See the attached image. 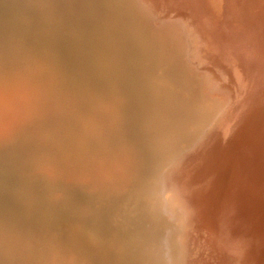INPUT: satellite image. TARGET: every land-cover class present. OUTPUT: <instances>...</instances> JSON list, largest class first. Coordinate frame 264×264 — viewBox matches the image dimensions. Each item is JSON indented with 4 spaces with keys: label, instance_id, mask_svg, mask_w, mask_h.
Instances as JSON below:
<instances>
[{
    "label": "bare ground",
    "instance_id": "1",
    "mask_svg": "<svg viewBox=\"0 0 264 264\" xmlns=\"http://www.w3.org/2000/svg\"><path fill=\"white\" fill-rule=\"evenodd\" d=\"M209 1L214 9L224 6L218 4V0ZM225 1L224 13L230 11V5L227 4L229 0ZM253 1L244 0V6H238L239 11L236 10L238 16L233 20L234 28L231 26L230 31L223 29L219 33L214 26L215 19L206 5L209 3L204 4L206 1L203 3L200 0H2L11 12L0 14V75H3L1 72H5L4 77L10 73L13 75L17 69L23 73L30 68L35 70L42 64L38 57L44 56L46 48L57 50L61 47L70 52H65V60L68 62L65 70L70 75L73 73L78 76L82 84L81 88L76 91L72 89L71 92H60L56 84V89L53 88L48 94L49 99L48 96L46 98L43 86L31 87L27 84L22 89L26 93L29 91V97L25 100L27 110L17 117V122H20L17 134L10 133L15 135V139L6 142L4 137H1L2 140L0 138V159L5 155L4 149L18 145L16 148L23 149L22 158H30L28 162L33 165L29 167L32 170V167L36 168L35 165L38 169V164L48 168L47 163L58 165L59 158L55 156L59 152H75V157H82L77 156L82 160L79 164L82 171L80 168L78 171L83 172L85 182L82 186L76 185V189H70L66 179V184H60L63 180L59 181L65 172H58L62 177H56L57 180L52 175L54 182H51L52 189L48 193H52L57 204L66 207L68 211L75 209L74 216L83 221L92 216H102L100 220L86 222L93 228H101V233L111 235V238L118 234L116 245L122 251L121 255L126 257L123 260L127 259V264H192V232L196 231L195 221L202 225L200 203L206 200L203 198L205 182L216 179L222 169H211L208 162L213 152L218 150L217 146L233 120L241 113L243 102L248 94L250 96L251 87L264 71V38L261 39L264 37V0L259 1L263 7L257 4L260 10L255 15H258L249 18L251 10L256 8L257 2ZM225 16L222 19L229 18ZM229 34L234 35L233 39H241L238 56H233L229 47L225 49L223 46L222 40L230 37ZM244 38L248 40L247 43ZM221 47L225 55L219 52L218 48ZM109 63L116 70L112 72V77L117 81L107 86L103 80L109 74L106 68ZM36 77L28 78L35 81L43 78L38 72ZM29 83L32 84V81ZM258 99L257 102L261 101L262 104L264 95ZM77 101L79 104H75ZM256 149L254 152L258 149L260 151L255 158V155L250 158L253 159L250 163H245V158H241L244 162L239 161L240 158H236L237 162L230 158L223 163L224 169L234 166L232 171H236L237 167L229 191L232 201L229 203L227 217H231L232 222L225 227L237 236L239 243L232 264H238L237 261L264 264L263 248L262 257L253 252L255 249L249 250L255 240L264 238V142ZM17 154H20L19 151ZM230 161L233 163L230 164ZM20 162L17 164L20 165ZM23 165L25 163L21 164V169ZM202 165L204 169L199 171ZM13 167L14 171L18 170ZM79 172L76 174L80 175ZM25 176H21V179L25 180ZM48 179L51 181V178ZM65 189L74 194L68 197L66 193L67 199L62 198L59 191ZM26 196L30 197L28 194ZM92 197L110 199L112 203L102 208L94 207L90 202ZM52 198L50 201L53 202ZM243 203L248 213H243ZM41 208L39 212H42ZM63 211L60 210V215ZM2 227L7 228L6 225H0V264H77L69 262L70 259L63 255L59 247L63 235L59 240L55 231L48 230L49 227L39 228L41 232L36 231L37 234L29 231L33 226L27 230L11 226L9 231H4ZM242 230L248 233L242 235ZM35 237L38 242L33 240ZM244 238H250V244L248 241L245 244Z\"/></svg>",
    "mask_w": 264,
    "mask_h": 264
},
{
    "label": "rangeland",
    "instance_id": "2",
    "mask_svg": "<svg viewBox=\"0 0 264 264\" xmlns=\"http://www.w3.org/2000/svg\"><path fill=\"white\" fill-rule=\"evenodd\" d=\"M201 2H203L204 3V1H206L204 4H206V3H209V4H206L207 5V7H208V9H209V11L211 12L210 14L213 16V18L215 19V22H214V24H216V25H214L215 27H216V29H218V32L220 33V32H222V30L224 29L226 32H228V30L230 31L232 28H231V26H233V20L234 19H236V16H238V14H237V11L236 10H238L239 11V7L238 6H244V0H238L237 2H235V0H233V1H231V0H229L228 2H227V4L228 5H232V7H228V8H230V11L228 12L227 10V12H223L224 10H225V7H226V4H225V0H218V4H221V6H223V7H220L219 6V8H213L212 6H211V3H210V1L209 0H200ZM222 1V2H221ZM253 1V0H252ZM259 1H262V0H256V8H254V9H252L251 10V12H252V14L251 13H249L250 15H248L249 16V18H250V16H257L258 14H256L255 15V12H257V11H259L260 9H259V7H258V5L257 4H260V2ZM220 2V3H219ZM254 2V1H253ZM233 3H234V6H233ZM242 3V4H241ZM237 4H239V5H237ZM211 7H209V6ZM261 5V6H260ZM259 6L260 7H263L262 6V4H260ZM237 8H236V7ZM220 8L222 9L221 10V12H220ZM212 9H214V10H212ZM236 11V12H235ZM233 12H235V13H233ZM222 13H223V15H222ZM228 15H227V14ZM235 16H234V15ZM221 15V16H220ZM226 15V16H225ZM227 17V16H229V18H227V19H222V17ZM260 16H261V13H260ZM235 17V18H234ZM222 19V20H221ZM220 21H221V23H220ZM262 21H264V20H262ZM249 23V25H251L250 24V22H248ZM222 24V26H219V25H221ZM218 26L219 27H221V28H218ZM224 27V28H223ZM233 28H234V26H233ZM237 31L238 32H241V33H243V31H241V30H239V29H237ZM228 36H230V37H226L224 40H222L223 42H224V47H225V49H226V46H227V48L231 51L230 53H232L233 54V56H238L239 54L237 53V52H239L240 51V44H241V39L240 38H235L234 37V39H233V36H231L230 34L228 35ZM245 37V36H244ZM247 37H252V36H247ZM264 37H261V39H263ZM226 39H228V40H226ZM231 40V41H230ZM244 40H245V42L247 43V39L246 38H244ZM221 41V40H220ZM219 41V42H220ZM59 43V42H58ZM230 43V44H229ZM234 43H237V45L235 44L234 45ZM227 44V45H226ZM34 45H36V44H34ZM48 44H46V46H47ZM54 45V44H53ZM38 46V45H37ZM40 46V45H39ZM45 46V47H46ZM48 47V46H47ZM47 50H45L44 52L45 53H43L44 54V56L42 55L41 56V58L43 57L44 59H41L40 58V56L38 57V60L40 61V63L42 62V64H41V66L39 67V68H37V69H33V68H30L28 71H25V73H23V71L21 70V69H17L15 72H13L14 74L12 75V73H10L11 75H6L5 77H4V75H5V72H1V73H3V75L1 74L0 75V138L1 137H4L3 139H5L6 140V142L7 141H9L10 140V142H11V139L13 138V140L15 139L14 137H15V135L13 136V134H10L11 132H13V133H16V131H18V129L20 128V126H19V124H20V122L18 123L17 121H18V116L19 115H22L23 113H25L26 111L25 110H27V107H26V105H25V100L26 99H28V97H29V91L26 93V91L25 90H22L23 88H25V86L28 84V85H30L31 87L32 86H34V87H40V88H42V86H43V88L42 89H45L46 91H44V93H46V98H47V96H48V94L49 93H51L54 89H56V84L58 85V90L61 92V90H62V92L63 91H66L67 90V92H71L72 91V89H73V91H76V89H78V88H81L80 86V84H82V81H80V79H79V77L77 76L76 77V75H73V73H72V75H70L69 74V72H68V70H65V69H67V68H65L66 67V63H68L67 62V60H65L66 59V56H65V54L66 53H70L69 51H67V50H65V49H63V48H57V50L56 49H51V50H49V48H46ZM220 51V53L222 54V55H225V51L223 50V48L221 47V48H218ZM44 50V49H43ZM49 50V51H48ZM237 50V51H236ZM53 51V52H52ZM56 51V52H55ZM233 51V52H232ZM48 52V53H47ZM50 52V53H49ZM58 52V53H57ZM61 52H63V53H61ZM66 52V53H65ZM32 53H35V51H33ZM47 53V54H46ZM53 53V54H52ZM55 53V54H54ZM228 53H229V51H228ZM57 54V55H56ZM47 55L49 56V57H47ZM51 56V57H50ZM56 57H58V59L56 58ZM49 58H51V59H49ZM53 58V59H52ZM56 58V59H55ZM62 58V59H61ZM37 59V58H36ZM49 59V60H48ZM238 59V58H237ZM45 60V61H44ZM53 60V61H52ZM58 62H57V61ZM55 61V62H54ZM65 61V62H64ZM53 62H54V64H53ZM46 63V64H45ZM52 65H51V64ZM65 63V64H64ZM260 63H262V60H261V62ZM45 64V65H44ZM56 64V65H55ZM62 64H63V66H62ZM110 64V63H109ZM105 64L107 67V71H108V75H106V77H105V79L103 80L104 81V83H105V85H113L117 80L116 79H114V77H112V76H114V75H112L113 73L112 72H116V70H115V68H114V66L112 65V64ZM54 65V66H53ZM59 66V68H58V66ZM43 66V67H42ZM46 66H48L47 67V69L45 68ZM50 66H51V68H50ZM62 67V69H61V67ZM42 67V68H41ZM54 67H56V68H54ZM53 68V69H52ZM33 69V70H32ZM50 69V70H49ZM56 69V70H55ZM64 69V70H63ZM55 70V71H54ZM60 72H59V71ZM20 71V72H19ZM45 71V72H44ZM47 71V72H46ZM67 71V72H66ZM34 72V73H33ZM37 72H38V75H42L43 76V78L41 79V80H39V81H35L34 79L33 80H31V79H29V78H37L36 76H37ZM52 72V73H51ZM56 72L58 73L57 75H58V77L56 78L55 76H57L56 75ZM7 73V72H6ZM33 73V74H32ZM45 73V74H44ZM55 73V74H54ZM64 73V74H63ZM48 74H50L49 76H48ZM54 74V75H53ZM60 74V75H59ZM17 75V76H16ZM19 75V76H18ZM28 75V76H27ZM47 75V76H46ZM65 75V76H64ZM14 76V77H13ZM26 76V77H25ZM31 76V77H30ZM52 76H54V77H52ZM62 77L63 78V80H62V78H59V77ZM70 76V77H69ZM2 77V78H1ZM29 77V78H28ZM66 77V78H65ZM73 77V79L71 80V78ZM103 77H104V75H103ZM15 78H17V79H15ZM56 78V79H55ZM59 78V79H58ZM7 79V80H6ZM76 79V80H75ZM20 80V81H19ZM22 80V81H21ZM50 80V81H49ZM60 80H61V82H60ZM67 80H68V82H67ZM31 82L32 81V84H30L29 82ZM44 81V83H42V82ZM54 81V82H53ZM59 81V82H58ZM71 81V82H70ZM100 81H101V79H100ZM107 81V82H106ZM255 81V80H254ZM47 82V83H46ZM56 82V83H55ZM71 84H70V83ZM76 82V83H75ZM102 82V81H101ZM17 83V84H16ZM53 83H55V84H53ZM58 83H60V84H58ZM36 84V85H35ZM65 84V85H64ZM67 84H69V85H67ZM4 85V86H3ZM47 85V86H46ZM60 85H63V86H60ZM74 85V86H73ZM13 86V87H12ZM66 86V87H65ZM67 86H73V87H71V88H68ZM79 86V87H78ZM45 87V88H44ZM65 88L64 90L63 89H60V88ZM49 88V89H48ZM54 88V89H53ZM5 89V90H4ZM71 89V90H70ZM108 90V89H107ZM106 91V90H105ZM109 92V91H108ZM262 94L264 95V71L263 72H261L260 74H259V77H258V80H257V82L255 83V84H253V86L251 87V93H250V96H249V94H248V97L246 98V100L243 102L244 104H243V106H242V109H241V113L239 114V116L237 117V119L236 120H233V122H232V125H231V127H229L228 129H227V133H225L224 135V137H222L221 138V140H220V142H219V144H218V146H217V148H218V150L215 152H213V155H212V157H211V159L209 160V162H208V167L209 168H213V167H221L222 169L221 170H219V175H217V178L216 179H214V180H210V179H208L205 183V186H204V188H206V190H205V193H203V198H206V200H205V202H199L200 203V214H201V221H202V225H199V224H197L196 222L197 221H195V224H196V226H195V230L196 231H193L192 233H193V240H192V242H191V250L193 251V258L191 259V263L192 264H232V262H234V260L236 259L235 258V253H234V251H235V249H236V247H237V245L239 244L238 243V239L236 238L237 236L236 235H234V234H232L229 230H227L225 227H228L230 224H231V222H232V219H231V217L228 219V217H227V214H228V210H229V203H230V201H232V200H230V195H229V191H230V187H231V185H232V179H233V173L235 172V176H236V171H237V167H236V171H232V169L234 168V166L233 167H231V166H227V168H225L224 169V166H223V163L226 161V159H230L231 158V160L233 161L234 159V161H238L237 159L238 158H240L239 159V161H243L244 160V158H245V163L246 162H249L250 163V161L251 160H253V159H250V158H252L253 157V155H255L253 158H255L257 155H258V153L257 152H259L260 150L258 149L259 148V145H262V142H264V102L261 104V101H259V103L257 102L259 99V97L260 96H262ZM50 96V95H49ZM48 96V98L47 99H49L50 97ZM19 100V101H18ZM58 101H59V99H58ZM67 102V101H66ZM68 104V103H67ZM66 104V105H67ZM75 104H79V101H77ZM69 105H70V103H69ZM68 106V105H67ZM250 108V109H249ZM67 109V108H66ZM10 114H12V115H10ZM12 116V117H11ZM14 117V119H13V121H12V123H11V119ZM16 119V120H15ZM4 123V124H3ZM10 135V136H5V135ZM17 134V133H16ZM244 134H247V135H244ZM3 135V136H2ZM259 137L258 139H260L259 141H258V139L257 138H255V137ZM8 137V138H7ZM11 137V138H10ZM246 137H248V138H246ZM262 137V138H261ZM255 138V140H254V142L252 143L251 141H253V139ZM247 139L249 140L248 141V143H247ZM1 140H2V138H1ZM257 140V141H256ZM246 142V144H249V142H250V144L248 145V147H246L247 145L245 144V142ZM4 142V141H3ZM256 142H258L259 143V145H258V143H256ZM242 143H243V145H242ZM245 144V145H244ZM252 144H254V145H252ZM257 144V145H256ZM68 145H70V144H68ZM68 145H66V147L68 146ZM250 145H252V146H250ZM18 146V145H17ZM17 146H15V145H13L12 147H10V146H8V150H6V149H4V151H3V153H5V155L4 156H1V159H0V169H2L1 171H0V178L1 177H3V178H1L0 179V193H2V195L0 194V225H2V226H5L6 225V229H5V227H2L3 229H4V231L5 230H7V231H9V230H11V229H9L11 226H18V227H22V228H24V229H26L27 230V228L28 229H31V227L33 226V228L31 229V230H29V231H31V232H34L35 234H37V232H41V231H38V229L40 228H47V227H49L48 228V230L49 231H51V230H53V231H55L54 233L55 234H57V236H58V238H59V240H61L62 239V242H60V244H59V247L61 246V249H62V251H63V255H65V256H67L66 258L67 259H70V260H68L69 262L70 261H74V262H76L77 264H104V263H108V264H111V263H114V264H123L125 261L127 262V259L124 261L123 259H125L122 255H121V253L120 252H122L121 250H120V248H118L117 247V245L116 244H118V241L117 240H115V239H117V237H118V234L117 235H114V239L113 238H111L110 236H106V235H104L103 233H101V228H93V227H91L89 224H88V222H86V221H92L93 219H98V220H100L101 218H102V216H100V215H98V216H92V217H89L87 220H85V221H83V220H80V219H78V218H76L75 216H74V213H75V209H74V211H73V209H72V211H68L69 209H66V207H62V205H59V204H57L56 203V201H54L53 199H55V197H53L52 198V193L51 194H49L48 193V191H50L51 189H52V187H51V182L53 181L54 182V179H53V176H54V178L57 180V178L58 179H60L62 176V178L59 180V181H61L62 182V180L64 181L63 183H60V184H64L65 183V179H66V182H67V185H68V187L71 189V187H72V189H76V185H77V187H79V186H82V184L85 182V180L84 179H86V178H84L83 176H82V173L83 172H81L82 170H81V168H80V163H82L81 161V159H82V157H79V155H77L79 158H81L80 160H79V158L76 156H74V155H76L75 154V152H63L62 154H61V152H59L58 154H56V158H59V159H57V160H59V162H58V165H55V164H51L50 163V165L52 166V167H50V165L47 163L46 165H48L49 166V168L48 167H45V165L44 166H41V165H39L37 162H34V163H36V164H38V169H37V165H35V167L36 168H34V167H32L33 169L32 170H30L31 168H29L30 167V165L31 166H33L32 164H29V162H28V160L30 159V158H26V157H24V158H22L23 156H22V154H23V149H19V148H16ZM31 146H35V145H31ZM243 147V149H241L242 147ZM250 146V147H249ZM257 146V147H256ZM253 147V148H252ZM29 149H30V147H28ZM34 148H36V147H34ZM42 148H44V147H42ZM258 149V151H256V152H254L255 150L254 149ZM11 149V150H10ZM13 149V150H12ZM45 149V148H44ZM239 149H240V151H239ZM252 149V151H250ZM256 149V150H257ZM6 150V151H5ZM17 150V151H16ZM248 150H249V152H248ZM12 151H14L15 153H13ZM18 151H19V153L20 154H17L18 153ZM21 151V152H20ZM242 151H244V152H242ZM8 152L10 153L9 155H8ZM240 152V154L241 155H243V157L240 155V154H238L237 155V153H239ZM251 152V153H250ZM252 152H254V154L252 153ZM67 153V154H66ZM72 155H71V154ZM244 153V154H243ZM12 154V155H11ZM60 154V156H58L57 157V155H59ZM63 154H64V156H63ZM250 154V155H249ZM257 154V155H256ZM10 158H8L7 156ZM15 155V156H14ZM65 155H67V156H65ZM70 155V156H69ZM237 155V156H236ZM249 157H248V156ZM7 158H6V157ZM10 156H12V157H10ZM13 156H14V158L16 157V159L18 160H12V158H13ZM20 156V157H19ZM25 156V155H24ZM236 156V157H235ZM248 158H247V157ZM64 158V160H63V158ZM71 157H72V159H71ZM4 158H5V160H4ZM13 158V159H14ZM18 158H20V159H18ZM234 158V159H233ZM237 158V159H236ZM241 158H243V160H241ZM22 159V160H21ZM23 159H24V161H26V162H24L23 161ZM67 159H69V160H72V162H70L69 160H67ZM75 159V160H74ZM247 159V160H246ZM248 159H250V160H248ZM8 160V161H7ZM65 160H67V161H65ZM76 160H78V162H75ZM10 161V162H9ZM14 161H16V163L14 162ZM21 161V162H20ZM34 161H36V160H34ZM64 161H65V164H64ZM243 161V162H244ZM11 162H14V163H12L11 164ZM17 162H18V164H19V162L21 163V164H23V163H25V165H23V167H22V169H21V164L20 165H18L17 164ZM23 162V163H22ZM68 162V163H67ZM231 162V161H230ZM28 163V164H27ZM62 163H63V165H62ZM76 163V164H75ZM233 162H231L230 164H232ZM235 163V162H234ZM57 164V163H56ZM60 164V165H59ZM67 164V165H66ZM75 164V165H74ZM78 164V165H77ZM207 163H205L204 165H206ZM6 165V166H5ZM10 165V166H9ZM11 165H13V166H15V170H16V168L20 171H18V170H16V171H14V167L13 166H11ZM16 165H18L17 167H16ZM27 165V166H26ZM42 165H43V163H42ZM65 165V167H63ZM74 167H73V166ZM204 165H202V167L199 169V171H201V170H203L204 169ZM54 166H56V168L54 167ZM58 166V167H57ZM60 166V167H59ZM63 168H62V167ZM76 166V167H75ZM11 167V168H10ZM41 167V168H40ZM42 167H43V169H42ZM24 168V169H23ZM39 168H40V170H39ZM54 168V169H53ZM58 168V169H57ZM72 168H74V169H72ZM76 168V169H75ZM78 168H80L79 170H81L80 172L78 171ZM10 169V170H9ZM12 169V170H11ZM48 169V170H47ZM53 171H52V170ZM55 169H57V170H55ZM63 170V172H61L62 170ZM69 169V170H68ZM226 169H227V171H226ZM8 170V171H7ZM25 170V171H24ZM33 170H34V172H33ZM39 170V171H38ZM43 170V171H42ZM54 170H55V172H54ZM59 170H61V171H59ZM72 172H71V171ZM12 171L14 172V174L12 173ZM30 171V172H29ZM36 171V172H35ZM42 171V172H41ZM46 171H48V172H46ZM73 171H74V173H73ZM75 171H77V172H75ZM8 172H10V173H8ZM27 172H29V173H27ZM46 172V174H44ZM54 172V173H53ZM58 172H60L61 174L63 173L64 174V172H65V174L64 175H62L61 176V174H59ZM66 172H68V173H66ZM70 172V173H69ZM78 172H79V174L80 175H77L78 174ZM15 173H16V175H15ZM20 173H21V176H25L26 178H25V180H24V178H23V180L21 179V176H20ZM24 173V174H23ZM27 173V174H26ZM32 173V174H31ZM34 173V174H33ZM38 173V174H37ZM50 173V174H49ZM53 173V174H52ZM56 173V174H55ZM77 173V174H76ZM17 174H19V176L17 175ZM23 174V175H22ZM28 174H31V175H29L28 176ZM70 174V175H69ZM75 176V178H74V176ZM76 174V175H75ZM34 176V178H33V176ZM41 175H43V176H41ZM44 175H46V176H44ZM53 175V176H52ZM59 175V176H58ZM47 176H48V178H51V181H50V179H48L47 178ZM52 176V177H51ZM64 176H66L69 180H67V178L66 177H64ZM70 176V177H69ZM77 176H78V178H79V181H78V178H77ZM79 176H81V178H82V183H80L81 182V178L79 177ZM20 177V178H19ZM27 177H29L28 179H27ZM57 177V178H56ZM74 178V179H72V178ZM5 178V179H4ZM31 178V180H29ZM33 178V179H32ZM35 178H36V180H35ZM84 178V179H83ZM18 179H19V181H18ZM44 179H46V180H49V181H46V180H44ZM70 179H71V181H70ZM75 179H76V181H75ZM7 182H6V181ZM75 182H74V181ZM16 181H17V183H16ZM34 181V182H33ZM43 181V184L41 183ZM70 181V182H69ZM4 182V183H3ZM24 182V184H22ZM36 182H37V184H36ZM48 182V183H47ZM75 183V184H73V183ZM76 182L78 183V184H76ZM3 183V184H2ZM16 183V184H15ZM30 183V184H29ZM5 184H6V188H4L5 187ZM20 184H22L21 186H19ZM28 184V185H27ZM66 184V183H65ZM71 186H70V185ZM7 185H8V187H7ZM19 187H17V186ZM25 185V186H24ZM30 185V186H29ZM39 186V187H38ZM46 186H47V188H46ZM27 189H25V188ZM30 187H32L31 189H30ZM37 188V189H35V188ZM41 187H42V189H41ZM2 188V189H1ZM22 188V189H21ZM35 190H34V189ZM19 189H20V191H19ZM38 189L39 190H41V191H38ZM45 189L47 190V191H45ZM24 191V193H23V191ZM30 190H32V191H30ZM33 190H34V192H36V193H34L33 192ZM43 190V191H42ZM66 190V189H65ZM65 190H63V191H59V195H63L62 196V198H64L65 199V197H66V199H67V195H68V197H71V194L73 193L74 194V192L73 191H71L70 190V192H69V190L67 189L66 191ZM15 191H16V193H15ZM22 191V192H21ZM38 191V192H37ZM14 192V193H13ZM26 192H28V193H26ZM31 192V193H30ZM43 192V193H42ZM30 193V194H29ZM40 195H39V194ZM46 193V194H45ZM63 193H68V194H63ZM8 194V195H7ZM20 194V195H19ZM30 195V197L29 196H26V195ZM35 194V195H34ZM44 194V195H43ZM75 194H77V193H75ZM22 195H23V197H22ZM38 195V196H37ZM50 195H51V197H50ZM58 195V194H57ZM58 195V196H59ZM41 196H44V197H42L41 199H40V197ZM49 196V197H48ZM53 196H55V194L53 195ZM75 196V195H74ZM77 196V195H76ZM16 199H15V198ZM21 197H22V199H21ZM24 197H25V199H24ZM37 197H39V198H37ZM27 198H29V200L27 199ZM45 198H47V200L45 199ZM51 198H52V200H53V202L52 201H50L51 200ZM56 198H57V196H56ZM36 199H38L39 201H37ZM92 199V200H91ZM90 200V202H91V204L92 205H94V207H97V206H99V207H105L106 205H110L111 203H112V200H110V199H102V198H95V197H92ZM19 200V201H18ZM23 200V201H22ZM26 200V201H25ZM28 200V201H27ZM35 200L37 201V202H35ZM25 201V202H24ZM43 201V202H42ZM44 201H46V202H48L47 204H46V202L44 203ZM200 201V200H199ZM39 202V203H38ZM41 202V203H40ZM52 202V203H51ZM54 203V204H53ZM242 203V202H241ZM41 205V207H40V205ZM52 204V205H51ZM55 204H57V205H59V206H61V207H59V206H57V205H55ZM38 205H39V207H38ZM43 205V206H42ZM45 205V206H44ZM243 205V210H244V212L243 213H248V209H247V206L245 205V203H243L242 204ZM43 207H45V208H43ZM55 207V208H54ZM39 208H41L42 210V212H39L40 210H39ZM50 208H52V209H50ZM59 208H60V210H64L63 212L64 213H62L61 215H60V210H59ZM63 208V209H62ZM43 209H45V210H43ZM36 212H34V211ZM39 210V211H38ZM54 210V211H53ZM56 210V211H55ZM59 212H58V211ZM44 211V212H43ZM50 211V212H49ZM51 211H52V213H51ZM67 211V212H66ZM54 212H56L57 214H55ZM39 213H41V214H39ZM54 213V214H53ZM68 213V214H67ZM49 214H52V215H54V216H49ZM65 214H66V216H65ZM38 215V216H37ZM41 217H40V216ZM59 215H60V217H59ZM64 215V216H63ZM67 215H70V216H67ZM73 215V216H72ZM47 216V217H46ZM62 216H63V218H62ZM43 217L45 218V219H43ZM56 217V218H55ZM71 217V218H70ZM50 218V219H49ZM64 218H66V219H64ZM57 219H59L58 221H57ZM48 220H50L49 222H48ZM54 220V221H53ZM61 220V221H60ZM63 220V221H62ZM64 220H65V222H64ZM69 220V221H68ZM74 220H75V222H74ZM77 220V221H76ZM43 221V222H42ZM45 221V222H44ZM47 221V222H46ZM55 221L58 223H55ZM71 221V222H70ZM53 222V223H52ZM67 222H69V223H67ZM77 222V223H76ZM79 222V223H78ZM83 222V223H82ZM3 223H5V224H3ZM7 223V224H6ZM32 223H34V224H32ZM45 223V224H44ZM78 224V225H75V224ZM47 224H48V226H47ZM52 226V224H54L52 227H56V226H58V227H56V228H51V226ZM73 224H74V226H73ZM82 224V225H81ZM80 225V226H79ZM28 226H30V227H28ZM42 226V227H41ZM82 226V227H81ZM34 227H35V229H34ZM88 228V229H87ZM39 229V230H40ZM59 229V230H58ZM85 229V230H84ZM87 229V230H86ZM32 230H34V231H32ZM60 230H61V232H60ZM37 231V232H36ZM66 231V232H65ZM83 231H88L87 233H85V232H83ZM52 232V231H51ZM60 232V233H59ZM74 232V233H73ZM98 232V233H97ZM230 234V236L228 235V233ZM244 232V233H243ZM63 233H65V234H63ZM87 234V235H85V234ZM89 233H91V234H89ZM240 233H242V235H245V234H247L248 232H246V231H243L242 230V232H240ZM78 234V235H77ZM99 234V235H98ZM100 234H102V235H100ZM53 235V234H52ZM61 235H63L62 237H61ZM66 235V237H64ZM89 235H91V236H89ZM93 235H94V237H93ZM73 238V239H71V237ZM75 238H74V237ZM76 236H77V238H76ZM102 236V237H101ZM60 237H61V239H60ZM79 237V238H78ZM99 237V238H98ZM101 237V238H100ZM104 237H106L105 239H104ZM68 238H70V239H68ZM98 238V239H97ZM38 239V238H37ZM36 239V237L35 238H33V240H37ZM64 239H68V240H64ZM75 239H77V240H75ZM82 239V240H81ZM88 239H91V240H88ZM103 239V240H102ZM83 240L85 241V240H87L86 242H83ZM93 240V241H92ZM101 240L103 241V242H101ZM106 240V241H105ZM262 240L264 241V238H261V240H255L254 242L255 243H253V245L252 244H250L249 242L251 241V239L250 238H247V239H245L244 238V241H245V244H246V242L248 241V244H250V248H249V250H254L253 252H255V253H257V254H259L258 256H261L262 257V255H263V252H261V251H263L262 250V248L264 249V247H262L263 246V244H264V242H262ZM65 241H67L68 242V244H66L65 243ZM72 241V242H71ZM77 241H78V243H77ZM89 241V242H88ZM96 241V242H95ZM104 241H105V244H102V243H104ZM117 241V242H116ZM36 242H38V241H36ZM83 242V244H81ZM99 242V243H98ZM111 242V243H110ZM243 242V241H242ZM258 244H257V243ZM263 244H262V243ZM73 243H74V245H73ZM85 243V244H84ZM96 243V244H95ZM101 243V244H100ZM112 243H114V244H112ZM80 244V245H79ZM88 244H90V245H88ZM93 244V245H92ZM109 244V245H108ZM242 244H244V242L242 243ZM257 244V245H256ZM262 244V246L260 247V245ZM73 245V246H72ZM95 245V246H94ZM104 245V246H103ZM108 245V246H107ZM111 245H112V247L114 248H112L111 247ZM255 245V246H254ZM86 246V247H85ZM106 246H107V249H106ZM116 246V247H115ZM257 246V247H256ZM78 247V248H77ZM82 248L81 250L79 249V248ZM83 247H85L84 248V250H83ZM90 247V248H89ZM109 247V248H108ZM74 248V249H73ZM99 248V249H98ZM260 250H259V249ZM72 249V250H71ZM78 249V250H77ZM106 249V250H105ZM110 249H111V251H113V252H111L110 251ZM257 249H258V251H257ZM65 250V251H64ZM114 250H115V252H114ZM118 250V251H117ZM67 251V252H66ZM76 251V252H75ZM110 251V252H109ZM64 252H66V254L64 253ZM69 252V253H68ZM109 252V253H108ZM124 252V251H123ZM260 252V253H259ZM75 253H77V254H75ZM112 253H113V255H112ZM117 253V254H116ZM69 254V255H68ZM75 254V255H74ZM108 254H109V256H108ZM111 254V255H110ZM115 254V255H114ZM256 254V255H257ZM73 257H72V256ZM111 256V257H110ZM114 256H117V257H114ZM70 257V258H69ZM72 257V258H71ZM108 257L111 259V258H113L114 260H112L111 259V261L108 259ZM120 257V258H119ZM121 257H123L122 259H121ZM106 260H105V259ZM84 259V260H83ZM118 259V260H117ZM119 259H121L120 261H119ZM83 260V261H82ZM109 260V261H108ZM123 260V261H122ZM103 261V262H102ZM113 261V262H112ZM117 262V263H115V262ZM111 262V263H110ZM119 262H123V263H119ZM125 262V264H127ZM237 263L238 264H246V263H243V261H242V263H240L239 261H237Z\"/></svg>",
    "mask_w": 264,
    "mask_h": 264
},
{
    "label": "water",
    "instance_id": "3",
    "mask_svg": "<svg viewBox=\"0 0 264 264\" xmlns=\"http://www.w3.org/2000/svg\"><path fill=\"white\" fill-rule=\"evenodd\" d=\"M11 10L9 8H7V5H5L4 2H2V0H0V14L2 13H10Z\"/></svg>",
    "mask_w": 264,
    "mask_h": 264
}]
</instances>
